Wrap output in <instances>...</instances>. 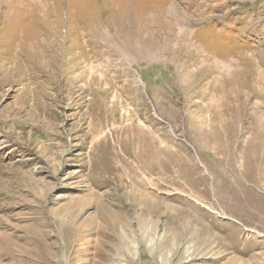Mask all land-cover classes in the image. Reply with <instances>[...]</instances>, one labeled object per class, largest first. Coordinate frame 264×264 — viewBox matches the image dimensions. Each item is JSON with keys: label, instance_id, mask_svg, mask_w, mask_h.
Segmentation results:
<instances>
[{"label": "rangeland", "instance_id": "rangeland-1", "mask_svg": "<svg viewBox=\"0 0 264 264\" xmlns=\"http://www.w3.org/2000/svg\"><path fill=\"white\" fill-rule=\"evenodd\" d=\"M0 264H264V0H0Z\"/></svg>", "mask_w": 264, "mask_h": 264}, {"label": "bare ground", "instance_id": "bare-ground-1", "mask_svg": "<svg viewBox=\"0 0 264 264\" xmlns=\"http://www.w3.org/2000/svg\"><path fill=\"white\" fill-rule=\"evenodd\" d=\"M173 30V29H172ZM177 33V32H176ZM188 34V33H187ZM182 35V34H181ZM189 37H190V35H189ZM193 39V38H192ZM188 41V40H187ZM180 42H182V41H180ZM194 44V43H193ZM192 45V44H191ZM84 46V45H83ZM64 52H66V51H64ZM70 52V51H69ZM196 53V52H195ZM200 53V52H199ZM64 54V53H63ZM69 57V56H68ZM71 57V56H70ZM211 58H212V56H211ZM77 60V59H76ZM70 61V60H69ZM219 61V60H218ZM86 63V62H85ZM35 65V64H34ZM78 66V65H77ZM85 66V65H84ZM86 68V67H85ZM75 69H76V67L75 68H73L72 66H69V65H67V67L65 68V74H66V76L68 77H70L71 76V74H74V72H75ZM35 70H36V68H35ZM80 70V72H79V74H77V78H79V80H80V82H81V80H83V79H85L87 76L86 75H88V69H79ZM38 71H40V70H38ZM50 72V71H49ZM64 73V72H63ZM47 74V73H46ZM90 75V74H89ZM28 76V75H27ZM31 76V75H30ZM36 76V75H35ZM38 76V75H37ZM46 76V75H45ZM34 77V76H33ZM43 77V76H42ZM47 77V76H46ZM49 77V76H48ZM51 77V76H50ZM49 77V78H50ZM31 78V77H30ZM34 79V78H33ZM89 79V78H88ZM70 80H72V79H70ZM77 81V80H76ZM54 82V81H53ZM71 82V81H70ZM84 87V86H83ZM82 87V88H83ZM68 93V92H67ZM112 216V215H111ZM115 217V216H114ZM108 219V218H107ZM109 219H111L110 218V216H109ZM116 220H118V219H116ZM113 221V220H112ZM116 223V222H115ZM120 223V222H119ZM118 224V223H117ZM114 225V224H113ZM115 227V226H114ZM115 229H117V228H115ZM122 229H123V227H122ZM115 232V231H114ZM119 236V235H118ZM120 236H122V234L120 235ZM119 236V237H120ZM123 239V238H122ZM125 239V238H124ZM124 241V240H123ZM67 245V244H66ZM67 262V261H66Z\"/></svg>", "mask_w": 264, "mask_h": 264}]
</instances>
